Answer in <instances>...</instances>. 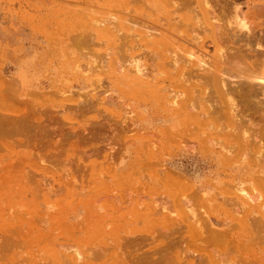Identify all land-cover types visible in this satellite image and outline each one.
I'll list each match as a JSON object with an SVG mask.
<instances>
[{"label":"rangeland","instance_id":"1","mask_svg":"<svg viewBox=\"0 0 264 264\" xmlns=\"http://www.w3.org/2000/svg\"><path fill=\"white\" fill-rule=\"evenodd\" d=\"M144 3L0 0V264H264V162L212 145V122L194 149L163 131L172 75L129 63Z\"/></svg>","mask_w":264,"mask_h":264},{"label":"bare ground","instance_id":"2","mask_svg":"<svg viewBox=\"0 0 264 264\" xmlns=\"http://www.w3.org/2000/svg\"><path fill=\"white\" fill-rule=\"evenodd\" d=\"M144 2L146 33L138 41L143 47L141 57L138 53L143 62L139 63L132 54L129 63L135 67L132 78L149 71L172 75L171 79L168 77L171 95H166L171 97L172 105L164 117L170 123L163 131L174 135L176 144L184 143L194 149L206 141L199 137L203 129L200 124L203 122L206 127L212 122L216 129L209 138L212 145L220 144L229 157L241 163L264 162V0ZM32 62V57L18 59L16 78L20 88L36 78ZM117 64L120 67L118 60ZM54 75L59 81V71L55 70ZM183 112L196 120V132L186 128L196 137L184 136L186 129L178 118ZM139 121L142 123L143 118ZM130 132L133 131L129 129ZM140 134L141 131L129 135V152L142 139ZM222 136L228 138L223 141ZM212 158L216 160V156ZM253 190L263 195V188ZM238 191L251 200L260 196L255 197L243 186ZM258 226L262 240L264 221ZM210 229L212 233L213 228Z\"/></svg>","mask_w":264,"mask_h":264},{"label":"crops","instance_id":"3","mask_svg":"<svg viewBox=\"0 0 264 264\" xmlns=\"http://www.w3.org/2000/svg\"><path fill=\"white\" fill-rule=\"evenodd\" d=\"M12 67V66H11ZM13 68V67H12Z\"/></svg>","mask_w":264,"mask_h":264}]
</instances>
